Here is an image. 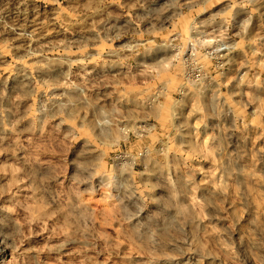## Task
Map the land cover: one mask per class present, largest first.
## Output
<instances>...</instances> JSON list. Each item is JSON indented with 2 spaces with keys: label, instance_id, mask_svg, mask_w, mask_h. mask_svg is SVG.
<instances>
[{
  "label": "rangeland",
  "instance_id": "rangeland-1",
  "mask_svg": "<svg viewBox=\"0 0 264 264\" xmlns=\"http://www.w3.org/2000/svg\"><path fill=\"white\" fill-rule=\"evenodd\" d=\"M0 264H264V0H0Z\"/></svg>",
  "mask_w": 264,
  "mask_h": 264
}]
</instances>
